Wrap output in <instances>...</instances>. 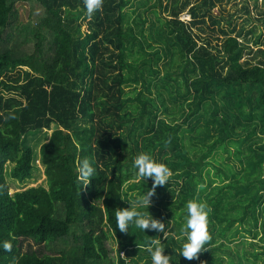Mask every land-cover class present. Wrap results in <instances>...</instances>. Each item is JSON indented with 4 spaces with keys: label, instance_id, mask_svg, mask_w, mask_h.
<instances>
[{
    "label": "trees",
    "instance_id": "1",
    "mask_svg": "<svg viewBox=\"0 0 264 264\" xmlns=\"http://www.w3.org/2000/svg\"><path fill=\"white\" fill-rule=\"evenodd\" d=\"M28 1L42 13L21 26L18 3ZM215 5L103 0L88 15L83 0H0V240L12 245L0 249V264H151L152 239L170 264L264 262V47L261 35L254 49L243 29L222 22ZM216 30L223 35H208ZM52 124L40 145L47 186L11 192L7 163L12 178H31L27 137ZM140 152L170 169L149 205L166 237L115 226V209L152 184L133 178ZM83 158L95 168L85 185ZM193 197L208 205L210 238L186 260L180 227ZM28 240L39 247L24 248ZM233 241L260 243L242 253Z\"/></svg>",
    "mask_w": 264,
    "mask_h": 264
},
{
    "label": "clouds",
    "instance_id": "2",
    "mask_svg": "<svg viewBox=\"0 0 264 264\" xmlns=\"http://www.w3.org/2000/svg\"><path fill=\"white\" fill-rule=\"evenodd\" d=\"M102 2L103 0H83L86 13L91 15L94 11L99 10ZM132 167L135 169L136 176L146 181L151 177L152 184L138 194L134 201L127 199L130 202L129 206L115 209V226L121 231H127L132 225H135L142 231L145 229L154 230L166 237L165 222L154 217L148 210V206L152 202L151 197L156 186L168 182L170 169L165 163L158 161L147 152H140L135 155L132 159ZM93 176H95L93 164L88 158L81 159L78 165L79 179L85 185ZM202 187L203 185L198 184L197 190ZM184 207L186 214L180 227L184 238L180 242L179 256H183L186 260H193L206 248L205 243L210 238L207 230L208 205L203 199L193 197L185 201ZM168 222L170 223V221ZM11 247L9 240H0V249L10 251ZM146 247L150 254L151 264H170L169 254L164 252L160 241L152 239ZM200 264H204V262L201 261Z\"/></svg>",
    "mask_w": 264,
    "mask_h": 264
},
{
    "label": "rangeland",
    "instance_id": "3",
    "mask_svg": "<svg viewBox=\"0 0 264 264\" xmlns=\"http://www.w3.org/2000/svg\"><path fill=\"white\" fill-rule=\"evenodd\" d=\"M201 0H191V2H199ZM189 9V8H188ZM188 9H186V11H188ZM211 11L216 14L219 18H222V22L227 23V21L229 19L232 20V23H234L237 27L238 30L243 29V33L242 35H244L245 37H247L249 39V43L252 44L251 46H253L254 49H256V44L254 43V39L257 38V35H261L260 39L262 41V46L264 47V0H216V5L212 7ZM185 12V11H184ZM42 13V7L40 6V4H38L36 1H28V2H19L18 3V24L19 25H24L27 21H29L32 17H37L39 16V14ZM183 13V12H182ZM181 13V14H182ZM87 20L88 17H85L83 19V29L87 28ZM208 25H206V30L207 31H212L211 30V25L210 20L208 19L207 21ZM194 30L196 32L199 31V29L197 27L194 28ZM250 31V33L248 34L247 32ZM210 35L212 38H215L216 35L222 36L223 34L219 31H213V35L212 34H208ZM242 38H244L242 36ZM218 40L214 39V42H216ZM251 56L252 53H248L246 54V56ZM260 57V55H257L256 58L254 59L255 61L258 60V58ZM164 92V90H163ZM168 105L171 104V101L167 102ZM247 108V107H246ZM55 128V124H52L50 128H44L41 131L34 133L32 135H29L27 137V143L29 145H31L34 149L35 152V164H36V168L33 171V176L29 179H25L23 181H19L15 178H12L11 174H10V170L13 166L12 162H8L6 165V176H7V180L8 183L10 185V191L13 192L15 190H21V189H25L28 188L30 186H37V185H46L47 186V179H46V175L44 172V165L42 164L41 160H40V145L45 142L51 132L53 131V129ZM242 130V129H241ZM224 155L225 158L222 159V162H229L230 158L227 157L230 152L225 151L223 149V147L218 148V153L217 155L220 157V155ZM233 163V162H231ZM234 164V163H233ZM135 179L139 178L137 177H133ZM205 179L203 180L202 183H200V185H205ZM128 198H131L132 201L135 200V198H133V196H128ZM130 204V202L128 203ZM129 206V205H128ZM148 210L150 211V208L148 206ZM150 213L152 214V212L150 211ZM153 215V214H152ZM263 234L262 231L258 233V236ZM221 236H218V238H216V240H220ZM238 241H233L230 242L231 246H233V250H235L236 248H238L239 250L244 251V249H254L256 247L259 248V241H255V243H248L247 245H245L246 243L243 244H239L237 243ZM115 241L112 240H108L107 244L110 248V254L111 256L114 257L115 255ZM239 244V247H238ZM34 247V248H38L39 245L33 243L32 241H25L24 242V248H29V247ZM264 257V256H263ZM254 260V259H253ZM251 260V261H253ZM256 262L254 264H262L264 263L262 259H255ZM250 261V259H249Z\"/></svg>",
    "mask_w": 264,
    "mask_h": 264
},
{
    "label": "built area",
    "instance_id": "4",
    "mask_svg": "<svg viewBox=\"0 0 264 264\" xmlns=\"http://www.w3.org/2000/svg\"><path fill=\"white\" fill-rule=\"evenodd\" d=\"M180 18L185 20V21H188L191 19V14L189 11H185L183 12L181 15H180ZM123 254V253H122Z\"/></svg>",
    "mask_w": 264,
    "mask_h": 264
}]
</instances>
